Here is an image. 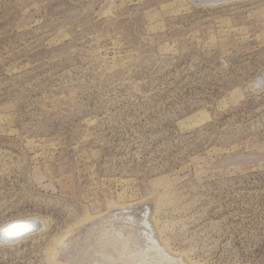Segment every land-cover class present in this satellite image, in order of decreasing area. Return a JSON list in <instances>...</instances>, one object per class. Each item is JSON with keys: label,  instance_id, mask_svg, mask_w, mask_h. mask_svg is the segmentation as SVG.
<instances>
[{"label": "rangeland", "instance_id": "rangeland-1", "mask_svg": "<svg viewBox=\"0 0 264 264\" xmlns=\"http://www.w3.org/2000/svg\"><path fill=\"white\" fill-rule=\"evenodd\" d=\"M263 74L264 0H0V264H264Z\"/></svg>", "mask_w": 264, "mask_h": 264}, {"label": "water", "instance_id": "water-1", "mask_svg": "<svg viewBox=\"0 0 264 264\" xmlns=\"http://www.w3.org/2000/svg\"><path fill=\"white\" fill-rule=\"evenodd\" d=\"M225 1H232V0H194V3L198 5H212L217 4ZM264 75V74H263ZM19 226L20 230L17 235L13 236H4L3 231H6L9 228H14ZM43 229L42 221H27V220H16L11 223L5 224V226L0 228V245H10L17 243L28 236L35 234Z\"/></svg>", "mask_w": 264, "mask_h": 264}, {"label": "clouds", "instance_id": "clouds-1", "mask_svg": "<svg viewBox=\"0 0 264 264\" xmlns=\"http://www.w3.org/2000/svg\"><path fill=\"white\" fill-rule=\"evenodd\" d=\"M251 90L252 91H264V75L256 78V80L251 84ZM20 230L22 229H20L19 226L14 227V228H9L6 231H3V235L6 237L17 235Z\"/></svg>", "mask_w": 264, "mask_h": 264}, {"label": "bare ground", "instance_id": "bare-ground-1", "mask_svg": "<svg viewBox=\"0 0 264 264\" xmlns=\"http://www.w3.org/2000/svg\"><path fill=\"white\" fill-rule=\"evenodd\" d=\"M11 223V222H10ZM105 242V241H104ZM87 259V257L84 258V261ZM175 260V259H174ZM83 261V262H84ZM179 260L177 259L176 262H178ZM172 262V261H171ZM181 263V262H180Z\"/></svg>", "mask_w": 264, "mask_h": 264}]
</instances>
